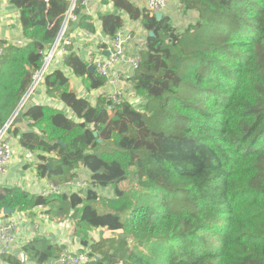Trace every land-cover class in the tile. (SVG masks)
Here are the masks:
<instances>
[{"label":"trees","instance_id":"trees-1","mask_svg":"<svg viewBox=\"0 0 264 264\" xmlns=\"http://www.w3.org/2000/svg\"><path fill=\"white\" fill-rule=\"evenodd\" d=\"M10 1L26 42L4 44L0 127L44 66L70 6L68 0ZM114 1L147 32L139 67L128 77L138 107L127 97L116 104L106 93L93 104L55 69L45 77L48 94L74 116L35 104L14 119L34 128L19 144L38 153L41 176L65 185L88 168L94 187L109 186L112 195L92 187L43 195L0 186V211L43 207L55 218L78 216L77 235L84 238L98 228L119 232L83 248L91 255L87 264H264V0H180L185 14H197L183 32L167 16L158 20L131 0ZM78 7L69 32L95 33L81 0ZM100 19L106 36L123 29L118 14ZM64 64L88 90L107 84L73 44ZM133 177L139 188L124 190L120 184ZM24 250L33 263L63 252L42 238Z\"/></svg>","mask_w":264,"mask_h":264},{"label":"crops","instance_id":"crops-1","mask_svg":"<svg viewBox=\"0 0 264 264\" xmlns=\"http://www.w3.org/2000/svg\"><path fill=\"white\" fill-rule=\"evenodd\" d=\"M131 1L136 6L142 9H147V0ZM89 2V6L85 8V11L88 12V14L94 19L96 26V32L94 34L96 35V33L98 34L99 32H102L100 15L110 13L118 14L124 20L123 30L130 33L133 37L129 43V51L131 53L134 52L135 54L139 53L140 51L136 50V45L140 43L139 40L141 36L146 33V30L141 26L140 21L132 20L127 12L116 6L114 0H89ZM167 9L168 15L166 16L171 19L174 26H177L175 25L176 19L182 18L183 15L187 18L189 17L184 13V7L180 0H169ZM163 17H165V15ZM137 28H140L142 31V33L138 36L134 34ZM68 37L72 40L71 44L75 46L83 59L89 61L90 53L97 57L94 53L95 47L99 46L98 38L96 36H85L83 32L76 28L75 30L68 32ZM104 38H106V36ZM25 42L26 40L22 33L19 11L10 0H0V45L5 43H19L23 45ZM145 45L146 42L142 44L141 50L145 48ZM110 47V43L105 41L104 51L100 57L101 59L105 61L110 60ZM57 51H60L61 56L57 58L55 62H49L42 75L38 76L37 79L34 78V81L21 101V106L19 107L16 115H18L22 108L25 109L35 104L51 105L53 107L63 109L69 116L72 115V111L64 102H62L59 98L48 94L45 77L55 69H62L66 73L69 77L72 89L75 90L78 95L85 97L93 104H96L98 96L101 93V90H104V87L98 90H88L84 86L82 78L76 76L69 67L65 66L64 59L66 51H63L62 49H57ZM57 51L53 56L56 55ZM119 71L123 74L121 81L124 82H120L123 84V88L126 91V97L132 98L133 96L136 99L133 86L128 80V77L133 72L131 67L122 65L120 66ZM108 88L110 89L111 85H109ZM130 91H133V94H130ZM14 123L12 128L14 129V127H19V132L9 133L8 138L11 144L13 143L18 146V153L10 165L9 173L7 175L0 174V186H21L23 189L31 193L42 194L43 190L51 182L50 178L48 176H41L38 172V153L26 150L19 144L21 134L34 128L30 125V121L26 120L15 121ZM78 171L84 174L90 173L89 169L83 167ZM49 210L50 208L37 207L32 212L15 210L14 212L6 214L3 210L0 211V222L6 221L9 218H17L19 220L17 239L10 249L7 260H5L2 264H18L15 263V261H20L19 264L32 263L33 260H31L30 256L25 252L24 247L36 238L50 239L52 242L59 244L61 247L62 245H65L64 248L62 247L63 251L68 250L77 252L84 248V244L81 242L82 236L77 235L79 217L73 216V221L76 224V227L73 229L68 223L64 222L68 218L60 219L52 217V213H50ZM102 229L107 230L106 228H98L95 230ZM108 232L112 231L107 230V235L104 237H110ZM90 234L92 235L93 232H90L89 235ZM71 236H73L72 240H70ZM90 245L91 244L89 243L86 247ZM1 246L2 243L0 241V247Z\"/></svg>","mask_w":264,"mask_h":264},{"label":"built area","instance_id":"built-area-1","mask_svg":"<svg viewBox=\"0 0 264 264\" xmlns=\"http://www.w3.org/2000/svg\"><path fill=\"white\" fill-rule=\"evenodd\" d=\"M70 6L64 18L63 25L61 27L58 38L52 48L45 52L44 66L41 70L37 71L34 75V78L37 79L38 76H41L45 67L53 58V55L57 49H62L66 51V46L71 44L72 40L68 37L69 26L71 22H77L78 16L75 12V8L78 7L79 0H68ZM82 5L87 7L89 6V0H81ZM169 0H147V8L154 14L156 11H161L168 6ZM85 36H93L98 38V44L100 46L104 45L105 41L111 44L110 47V60L105 61L100 57H96L90 53L89 64H92L97 71L107 78V84L115 87V90L110 91L107 89V84L104 87V90H101V93H106L114 103L119 104L122 101L123 97H126V92L117 89L120 85L121 78L123 76L120 73V66L126 65L131 67L132 71L139 67L140 64V52L135 54L130 53L129 43L132 40V35L123 29L118 32L114 37L106 36L104 38V33L99 32L96 35L90 31H87L83 28L78 27ZM104 51V47H101ZM4 53V44L0 45V61ZM118 73V74H116ZM100 93V94H101ZM99 94V95H100ZM108 110L110 113L115 111V105H109ZM16 114H14L3 126L0 127V174L7 175L10 170V165L13 160V148L12 144L8 138L10 129L13 126L14 119ZM88 183H82V180L76 178L74 181H71L65 185H56L52 181L49 185L43 190V195H52L60 194L63 192H70L77 189L84 188ZM85 189V188H84ZM19 229V220L17 218H9L6 221L0 222V241L2 246L0 247V264L4 262V256L9 254L10 249L14 242L17 239ZM91 260V255L89 250L82 249L77 252L63 251L58 257L51 259L44 263H30V264H87Z\"/></svg>","mask_w":264,"mask_h":264},{"label":"rangeland","instance_id":"rangeland-1","mask_svg":"<svg viewBox=\"0 0 264 264\" xmlns=\"http://www.w3.org/2000/svg\"><path fill=\"white\" fill-rule=\"evenodd\" d=\"M168 5H169V3H168ZM167 7L163 10V13H164L165 16L168 15ZM186 15H188L189 17L187 18V17H185L183 15L182 18L176 19V24L175 25H177V26H175V27L178 29V32H183L189 26L190 23H192V22H194L196 20L195 16L197 14H195V12L189 11V13L186 14ZM141 33H142L141 29L137 28L134 34H136L138 36ZM146 40H147V32L145 33V35L141 36V38L139 40L140 43H138L136 45V50L142 51L144 48L141 50V46H142L143 43L146 42ZM110 46H111V44H110ZM144 47H146V45ZM102 52H103V50H102L100 45L95 47L94 53L97 55V57H101ZM60 56H61L60 55V51H57L56 55L53 56V58L51 59L50 63L51 62L52 63L55 62L57 60V58H59ZM121 82H124V81H121ZM121 82H120V85L117 87V89H119L121 91H125V89L123 88V84ZM108 86H109V84H107V89L109 90ZM113 90H115V87L111 86L110 91H113ZM132 92L133 91H130V94H133ZM128 96H130V95H128ZM128 99L131 100V101H134V106H136V107H138V105L141 103V99L139 97H137V96H136V99L133 96H132V98L128 97ZM113 113H114V111H113ZM71 116H74L73 112H72ZM12 148H13V159H14V157L18 153V146L14 145L12 143ZM80 171H79V174H78L79 179L82 180V183H86V184L88 183V185L86 187H84L85 189H89L90 187L96 188L98 193H99V195H101L102 197L111 196L112 195L113 191H112V189L109 186L104 187V186H100L99 185L100 187H98V185H95V187H94L93 172L92 171L89 170V172H90L89 174H86V173L84 174V173H81ZM120 185L126 191H129V190H132V189L137 190L139 188V184H138V181H137L136 177H133L130 180H126V181L122 182ZM74 191H76V190H74ZM152 201H153V198H150V202H152ZM64 222L68 223L71 226V228H73V229L76 227V224L74 223L72 217L68 218ZM91 232H93V234L92 235L90 234L88 236V238L81 237V242H82V240H86L87 241V245H89V243L93 244V243L101 240V238L104 237L105 235H107V230H104V229L95 230V232H94V230H92ZM108 234L110 236H112L114 234L118 235L119 232H108ZM72 239H73V236H71L70 240H72ZM84 248H86V245H84ZM144 250H145V252L148 251V249H146V248Z\"/></svg>","mask_w":264,"mask_h":264},{"label":"water","instance_id":"water-1","mask_svg":"<svg viewBox=\"0 0 264 264\" xmlns=\"http://www.w3.org/2000/svg\"><path fill=\"white\" fill-rule=\"evenodd\" d=\"M79 11H80V9H79V7H76L75 8V12L76 13H79ZM154 15L157 17V19L158 20H160V19H162L163 18V12H161V11H156L155 13H154ZM150 35H154V32L153 31H151L150 32ZM106 52V51H105ZM109 52V51H108ZM89 69L90 70H94V66L92 65V64H89ZM21 106V103L19 104V106H18V108L16 109V111H15V113L14 114H16L17 112H18V110H19V107ZM97 131H95V135H97ZM99 141L100 142H102V139H99ZM48 166L51 168V165L48 163ZM3 211H4V213H9V212H14L15 211V209H11V208H9L8 206H6V207H4V209H3ZM82 244H84V245H86L87 246V241L86 240H82ZM64 246L65 245H62V247L64 248Z\"/></svg>","mask_w":264,"mask_h":264}]
</instances>
